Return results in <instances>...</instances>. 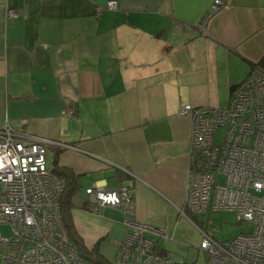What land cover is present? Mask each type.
<instances>
[{
	"label": "crops",
	"instance_id": "obj_1",
	"mask_svg": "<svg viewBox=\"0 0 264 264\" xmlns=\"http://www.w3.org/2000/svg\"><path fill=\"white\" fill-rule=\"evenodd\" d=\"M107 1L0 0V128L79 146L48 148L49 166L57 152L80 182L127 186L134 217L165 232L145 234L162 255L207 264L209 233L184 206L191 117L180 109L225 107L264 58V0H220L213 12V0ZM121 216L108 208L86 226L73 213L83 243L100 239L111 264Z\"/></svg>",
	"mask_w": 264,
	"mask_h": 264
},
{
	"label": "built area",
	"instance_id": "obj_2",
	"mask_svg": "<svg viewBox=\"0 0 264 264\" xmlns=\"http://www.w3.org/2000/svg\"><path fill=\"white\" fill-rule=\"evenodd\" d=\"M220 3L213 0L210 12ZM105 7L116 8L117 1L109 0ZM180 112L191 117L185 207L201 214L208 209L231 210L239 222L251 224L250 230L225 241L202 232L199 248L206 253L207 264L229 260L264 264V68H251L226 107L185 104ZM73 113L72 106L61 112ZM50 147L80 150L69 143L28 136L8 123L0 128V264H86L61 221L59 200L66 182L48 164ZM84 192L89 212L102 216L112 208L123 214L127 230L116 244L114 262L173 263L145 235L165 234L163 229L134 217L127 186L91 185ZM2 226L10 227L12 234L2 233Z\"/></svg>",
	"mask_w": 264,
	"mask_h": 264
},
{
	"label": "rangeland",
	"instance_id": "obj_3",
	"mask_svg": "<svg viewBox=\"0 0 264 264\" xmlns=\"http://www.w3.org/2000/svg\"><path fill=\"white\" fill-rule=\"evenodd\" d=\"M213 107V106H212ZM226 107V106H225ZM224 108V107H222ZM73 150V149H72ZM77 151V150H76ZM51 154L49 151L46 153V158L49 163ZM93 179H97L96 175H93L91 178L90 175H84L81 177V184L82 188L79 191L77 195L73 198V203L75 205L73 209V213L75 218L80 219L86 226L88 225H95L100 221V215H92L89 213L84 212L80 207L83 201H87V195L84 192V187L87 185H91L93 183ZM223 177L222 175L219 176L218 181L222 182ZM115 188V187H114ZM187 208V207H186ZM185 208V210H186ZM190 213V215H193L194 213L191 212L187 208V214ZM120 216V214H119ZM196 219L199 221V224L207 230V232L214 237L217 240H230L231 238L235 237L237 234L241 232H246L251 229V224L248 222H239L237 219V214L234 211L231 210H207L205 214H196ZM189 218V217H188ZM190 217V221H191ZM123 218L121 216V219L118 220V222L113 223V233H111V236L115 240H119L122 235L123 231ZM2 233L11 235L12 230L8 226H2L1 228ZM202 231V230H201ZM203 233H206L203 231ZM119 238V239H118ZM197 251V250H196ZM201 255H203L202 251H199ZM203 258V257H202ZM171 259V258H170ZM172 260V259H171ZM158 260L156 259L155 262ZM173 261V260H172ZM87 264H92L91 262H87ZM172 264H176L174 261Z\"/></svg>",
	"mask_w": 264,
	"mask_h": 264
},
{
	"label": "trees",
	"instance_id": "obj_4",
	"mask_svg": "<svg viewBox=\"0 0 264 264\" xmlns=\"http://www.w3.org/2000/svg\"><path fill=\"white\" fill-rule=\"evenodd\" d=\"M255 65H258L261 68L262 67L264 68V58L258 63H256ZM244 79L240 81L239 83L230 86V97L232 93L234 92V90L239 85H241ZM69 144L75 145L74 143H69ZM51 169L53 172L64 177L65 182H66V185L64 187V190L59 200V212H60L61 221L63 222V225L65 226V229L68 233L69 240L76 247L78 255L83 260H85L86 263L91 262L92 264H111L105 258L101 257L100 250H99L100 239L99 241H97V243L92 248H88L83 243L81 237L79 236L76 230L74 220H73V209L75 207L73 203V198L75 195L79 193V191L82 188L79 175H77L71 168L61 165L59 163L57 152H55L52 158ZM176 264H179V263H176ZM182 264H185V263H182Z\"/></svg>",
	"mask_w": 264,
	"mask_h": 264
},
{
	"label": "bare ground",
	"instance_id": "obj_5",
	"mask_svg": "<svg viewBox=\"0 0 264 264\" xmlns=\"http://www.w3.org/2000/svg\"><path fill=\"white\" fill-rule=\"evenodd\" d=\"M186 204H185V201H184V206H185ZM180 213L182 214V209H180ZM242 256V255H241ZM114 260H115V257H114V259H113V262H112V264H121L120 262H118V260H116L115 262H114ZM87 264V263H86Z\"/></svg>",
	"mask_w": 264,
	"mask_h": 264
},
{
	"label": "water",
	"instance_id": "obj_6",
	"mask_svg": "<svg viewBox=\"0 0 264 264\" xmlns=\"http://www.w3.org/2000/svg\"><path fill=\"white\" fill-rule=\"evenodd\" d=\"M186 216V215H185ZM187 217V216H186Z\"/></svg>",
	"mask_w": 264,
	"mask_h": 264
}]
</instances>
